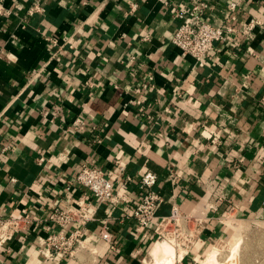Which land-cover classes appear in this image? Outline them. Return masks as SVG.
Wrapping results in <instances>:
<instances>
[{"label":"crops","instance_id":"1","mask_svg":"<svg viewBox=\"0 0 264 264\" xmlns=\"http://www.w3.org/2000/svg\"><path fill=\"white\" fill-rule=\"evenodd\" d=\"M1 1L11 15H0V216L36 220L0 246V264H163L151 251L166 241L173 264H204L220 239L262 226L264 0H205L209 21L241 33L203 67L172 43L174 13L193 0H41V12L33 0ZM254 18L262 24L244 33ZM117 159L135 178L126 210L66 190L82 164L114 177ZM148 171L164 201L139 230L129 215ZM84 193L96 215L87 244L45 259L37 241L51 225L47 211ZM174 204L201 219L200 230L191 219L174 241L159 238ZM244 244L254 252L243 264H264V239Z\"/></svg>","mask_w":264,"mask_h":264},{"label":"built area","instance_id":"2","mask_svg":"<svg viewBox=\"0 0 264 264\" xmlns=\"http://www.w3.org/2000/svg\"><path fill=\"white\" fill-rule=\"evenodd\" d=\"M32 3L34 11H43L41 0H33ZM231 6L234 9L237 5L233 3ZM208 8L209 4L205 0H193L189 5L181 7L174 13L179 25L172 37V43L184 55L194 58L199 67L206 65L218 43H224L231 36L241 33L240 29L233 25L209 21L205 15ZM0 15L5 17L11 15V11L4 6L1 0ZM261 24L258 19H252L244 33H248L255 26ZM12 37L15 35L12 34ZM2 49L3 46L0 42V52ZM77 124L84 125V122L79 120ZM115 166L117 173L113 177L95 165L84 163L80 171L68 182L66 190L82 188L83 191L90 193L99 204L126 210L131 203L127 191L135 182V178L128 173L125 161L117 159ZM173 179L177 180V175H173ZM157 181L158 176L151 171L144 173L138 179L140 198L129 216L136 220L139 230L147 229L156 220L158 209L164 201L163 195L154 189ZM95 219L93 204L87 199L86 193L74 200L68 208L57 205L50 207L46 214V220L51 225L47 229V234L38 238V254L40 253L45 259L53 261L73 256L77 247L87 244L88 224ZM191 219L196 223L193 232L197 233L203 221L191 215L182 214L178 204H174L171 214L163 216L159 221L156 234L159 238L177 234L181 225ZM35 220L26 212L0 216V246L8 243L16 235L27 231ZM171 225L174 226L172 227L173 234L168 228ZM221 241L223 240L220 239L219 242Z\"/></svg>","mask_w":264,"mask_h":264},{"label":"rangeland","instance_id":"3","mask_svg":"<svg viewBox=\"0 0 264 264\" xmlns=\"http://www.w3.org/2000/svg\"><path fill=\"white\" fill-rule=\"evenodd\" d=\"M257 226V227H256ZM254 225V227H248L246 229H240L238 231V234H240L241 236V243H240V246H238L237 248V257H236V260L234 259V261H232V259L229 261L227 260L229 257H231L232 255V252H233V249L231 248V246H228L227 248H230V249H227V250H224V248L220 251V253L218 254V261L224 263V264H243V258L246 254H253L254 252V245H252L249 249L248 248H245L246 245L244 244L243 245V242L246 238H252V239H261L263 240L264 239V223H262V226L261 225ZM172 227H174L173 225H171V227H168L169 228V231L172 232L173 234V229ZM234 235V234H233ZM232 236H230L229 238H227L226 240H223L221 242H219L218 244H227L228 242H230V240L232 239ZM174 236V235H173ZM171 236V240L174 241V237ZM223 242V243H222ZM227 242V243H226ZM217 244V245H218ZM217 245L215 247H217ZM246 249V251H244ZM248 249V250H247ZM261 251L263 252L264 251V247L262 246L261 247ZM262 255V253H261ZM228 261V262H226ZM253 262H251L252 264ZM246 264H250L249 262L246 263Z\"/></svg>","mask_w":264,"mask_h":264},{"label":"bare ground","instance_id":"4","mask_svg":"<svg viewBox=\"0 0 264 264\" xmlns=\"http://www.w3.org/2000/svg\"><path fill=\"white\" fill-rule=\"evenodd\" d=\"M240 236V235H239ZM239 236L235 235L230 242H226L227 244H218L217 247L214 248L212 252H210L209 255H207V259H205L204 264H223L222 262L218 261V254L220 251L224 248H227L228 246L232 245L233 246V252L231 257H229L227 260L234 261L236 260L237 257V247L239 244ZM165 241V240H163ZM180 251V250H179ZM175 254V253H174ZM151 255L154 257V259L157 260H165L163 261V264H173V247L171 244H168L166 241L165 243L163 242H158L155 246H153V249L151 251ZM155 261V260H154ZM228 262V261H226ZM231 262V261H230Z\"/></svg>","mask_w":264,"mask_h":264}]
</instances>
